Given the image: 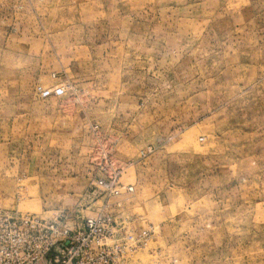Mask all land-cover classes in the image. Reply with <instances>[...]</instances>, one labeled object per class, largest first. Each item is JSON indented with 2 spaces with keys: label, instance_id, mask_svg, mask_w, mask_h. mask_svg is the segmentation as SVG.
Here are the masks:
<instances>
[{
  "label": "rangeland",
  "instance_id": "obj_1",
  "mask_svg": "<svg viewBox=\"0 0 264 264\" xmlns=\"http://www.w3.org/2000/svg\"><path fill=\"white\" fill-rule=\"evenodd\" d=\"M0 207L107 214L122 264H264V0H0Z\"/></svg>",
  "mask_w": 264,
  "mask_h": 264
},
{
  "label": "built area",
  "instance_id": "obj_2",
  "mask_svg": "<svg viewBox=\"0 0 264 264\" xmlns=\"http://www.w3.org/2000/svg\"><path fill=\"white\" fill-rule=\"evenodd\" d=\"M35 90L44 98L67 95L63 85ZM98 128L94 123L89 126L98 142L95 164L105 177L96 179L94 186L118 193L115 187L124 169L114 157L113 142L99 138ZM126 190L132 192L133 187ZM115 227V221L102 213L79 216L61 211L44 217L0 207V264H122L124 249L114 240Z\"/></svg>",
  "mask_w": 264,
  "mask_h": 264
},
{
  "label": "crops",
  "instance_id": "obj_3",
  "mask_svg": "<svg viewBox=\"0 0 264 264\" xmlns=\"http://www.w3.org/2000/svg\"><path fill=\"white\" fill-rule=\"evenodd\" d=\"M71 101L69 99H66L65 101L63 99H61L59 101V104H58V107L60 109H66V108H69L72 106V108H75L77 107L78 109L82 108L83 111H85L87 109V107H89L92 103L91 101L87 100V99H82L80 101H72V104L70 103ZM85 122V134L89 137H92L91 136V133H90V129H89V126L93 123V121L89 118H84L83 120ZM105 138L108 139V140H111L113 142V150L116 146V143H117V137L116 135H114L113 133H105ZM93 149H89V152L87 154V160H88V163H89V168H91V171L92 169L95 167L93 165V152H92ZM98 178H102L101 175H95L94 178H93V183L96 181V179ZM89 180V179H88ZM91 181V182H92ZM90 182V183H91ZM89 183V181H88ZM81 216H87V215H81Z\"/></svg>",
  "mask_w": 264,
  "mask_h": 264
}]
</instances>
